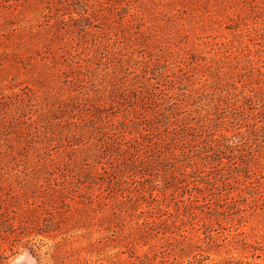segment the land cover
<instances>
[{
  "label": "rangeland",
  "instance_id": "rangeland-1",
  "mask_svg": "<svg viewBox=\"0 0 264 264\" xmlns=\"http://www.w3.org/2000/svg\"><path fill=\"white\" fill-rule=\"evenodd\" d=\"M24 256L264 264V0H0V264Z\"/></svg>",
  "mask_w": 264,
  "mask_h": 264
},
{
  "label": "bare ground",
  "instance_id": "bare-ground-1",
  "mask_svg": "<svg viewBox=\"0 0 264 264\" xmlns=\"http://www.w3.org/2000/svg\"><path fill=\"white\" fill-rule=\"evenodd\" d=\"M14 264H32V263L26 259V256H24V257L18 258V260Z\"/></svg>",
  "mask_w": 264,
  "mask_h": 264
},
{
  "label": "trees",
  "instance_id": "trees-1",
  "mask_svg": "<svg viewBox=\"0 0 264 264\" xmlns=\"http://www.w3.org/2000/svg\"><path fill=\"white\" fill-rule=\"evenodd\" d=\"M228 143V142H227ZM224 148L226 147L227 149H229L230 148V146L229 145H226V144H224V146H223ZM232 149V148H231Z\"/></svg>",
  "mask_w": 264,
  "mask_h": 264
}]
</instances>
